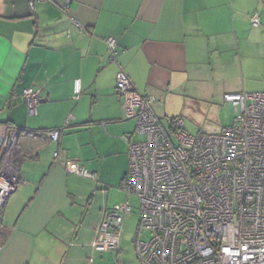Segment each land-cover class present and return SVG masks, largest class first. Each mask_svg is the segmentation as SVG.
<instances>
[{"label": "crops", "instance_id": "crops-1", "mask_svg": "<svg viewBox=\"0 0 264 264\" xmlns=\"http://www.w3.org/2000/svg\"><path fill=\"white\" fill-rule=\"evenodd\" d=\"M120 70L156 98L168 127L226 103V93L264 92V0H0V125L17 128L19 168L0 208V264H101L97 229L125 201L110 202L129 169L123 137L144 139L117 96ZM28 87L41 90L35 114L22 98ZM61 128L59 141L46 137ZM56 151L97 180L67 171Z\"/></svg>", "mask_w": 264, "mask_h": 264}, {"label": "built area", "instance_id": "built-area-1", "mask_svg": "<svg viewBox=\"0 0 264 264\" xmlns=\"http://www.w3.org/2000/svg\"><path fill=\"white\" fill-rule=\"evenodd\" d=\"M251 20L259 25L260 14ZM75 23L80 32L86 30ZM107 43L115 58L117 39L109 37ZM116 91L126 118L137 120L144 139L123 137L129 169L120 188L127 199L104 211L93 249L121 250L135 195L140 219L134 243L142 264H264V92L226 93L224 100L235 108L234 123L218 133L196 134L184 128L182 118L164 127L153 108L156 98L138 91L124 70L116 75ZM75 92L78 98V84ZM22 98L29 113H37L41 90L25 88ZM62 132L45 135L59 141ZM16 134V127L0 125V208L19 183L12 152ZM59 156L56 151L55 162L67 171L97 180V173ZM114 264L125 263L116 256Z\"/></svg>", "mask_w": 264, "mask_h": 264}, {"label": "rangeland", "instance_id": "rangeland-1", "mask_svg": "<svg viewBox=\"0 0 264 264\" xmlns=\"http://www.w3.org/2000/svg\"><path fill=\"white\" fill-rule=\"evenodd\" d=\"M226 103H221L220 106L213 107L211 109H197L190 112L185 116V125L184 128L192 133H207L213 134L222 131L223 128L230 126L234 123L235 120V108L232 103L225 101ZM127 119V118H126ZM131 122H134L135 119H128ZM164 127H168L166 120H162ZM138 135V136H137ZM135 140H140L144 137L143 134L137 132ZM126 143V142H125ZM126 201L127 195L124 192H121L119 189H114L111 194L110 202L115 204L119 201ZM132 203H135L133 213H131L126 219L124 232L122 236V241L120 244V251H106V252H97L98 261L101 264H114L116 256L119 257L125 264H142L137 257L135 250V235L138 227L140 214L138 209V199L135 195L131 196ZM1 216V214H0ZM144 237L149 239V234L145 233Z\"/></svg>", "mask_w": 264, "mask_h": 264}, {"label": "trees", "instance_id": "trees-1", "mask_svg": "<svg viewBox=\"0 0 264 264\" xmlns=\"http://www.w3.org/2000/svg\"><path fill=\"white\" fill-rule=\"evenodd\" d=\"M6 239H7L6 232L0 228V245H2L4 243V240H6Z\"/></svg>", "mask_w": 264, "mask_h": 264}]
</instances>
